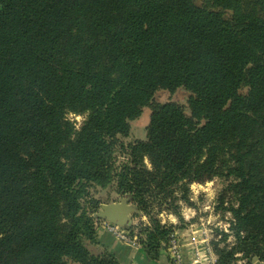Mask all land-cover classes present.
Returning a JSON list of instances; mask_svg holds the SVG:
<instances>
[{"label":"trees","instance_id":"16d2710c","mask_svg":"<svg viewBox=\"0 0 264 264\" xmlns=\"http://www.w3.org/2000/svg\"><path fill=\"white\" fill-rule=\"evenodd\" d=\"M179 88L190 114L155 99ZM215 178L216 264L264 262V0H0V264H124L98 239L107 189L156 260Z\"/></svg>","mask_w":264,"mask_h":264},{"label":"rangeland","instance_id":"374dc122","mask_svg":"<svg viewBox=\"0 0 264 264\" xmlns=\"http://www.w3.org/2000/svg\"><path fill=\"white\" fill-rule=\"evenodd\" d=\"M190 93L184 88H179L175 92H170L165 89H160L155 94V99L160 102L176 101L183 105L187 114H190L189 108ZM151 117V110L149 107H145L142 115L136 120L132 121L131 135L127 140L134 139H146L147 126L149 125ZM69 118L75 122L77 127H80L84 120V116L70 114ZM223 186L221 179L215 178L211 181L199 184L195 183L191 186V196L195 203L194 207H183V214L187 221H191L188 227L189 234L195 236L197 240L208 239L209 244L212 247V240L220 238L218 232L220 230L228 231L229 219H231L230 213H224L221 210L216 209L217 195ZM96 196L103 200V203L110 201H118L121 196L117 195L114 191L107 189L98 191ZM191 209L190 218H186L188 209ZM142 214L135 216L133 221L139 222ZM161 218L166 222L177 223L178 220L173 215L162 214ZM146 220V217L142 218ZM134 225V223H133ZM132 225V226H133ZM184 230V229H180ZM178 231V230H177ZM202 235V237L200 236ZM190 236V238H191ZM201 248H204L205 243L200 242ZM213 250V247H212ZM214 252V250H213ZM215 254V252H214ZM217 257V256H216ZM241 264H244L243 262Z\"/></svg>","mask_w":264,"mask_h":264},{"label":"crops","instance_id":"0c3cea01","mask_svg":"<svg viewBox=\"0 0 264 264\" xmlns=\"http://www.w3.org/2000/svg\"><path fill=\"white\" fill-rule=\"evenodd\" d=\"M115 202V201H110ZM107 202V203H110ZM191 209H188L186 218H190ZM100 222L102 219H99ZM98 225V239L101 244L112 252H114L118 258L124 264H176L171 260L169 251L167 248L162 250L160 257L156 260L151 259L141 245H132L121 241L116 236H114L109 230L102 224ZM135 223V220L133 221ZM177 237L180 241V248L182 252V262L180 264H196L194 262V251L191 243V238L189 234V229L176 231ZM202 237V235H200ZM97 246V251H102L103 246ZM251 264H264V262L259 259H254Z\"/></svg>","mask_w":264,"mask_h":264},{"label":"built area","instance_id":"2783aa9c","mask_svg":"<svg viewBox=\"0 0 264 264\" xmlns=\"http://www.w3.org/2000/svg\"><path fill=\"white\" fill-rule=\"evenodd\" d=\"M100 224L106 227L109 230V232H111L121 241L132 245H140L137 237L131 235L129 230H126L108 220H102ZM200 242L205 243L203 249L201 248ZM191 243L195 255L194 262L196 264H216L217 261L216 254H214L212 247L209 244L207 238L203 240H197L195 236H191ZM166 248L169 251L171 260L176 264H180L182 262V252L180 248V241L176 233L172 235V238L170 239Z\"/></svg>","mask_w":264,"mask_h":264},{"label":"water","instance_id":"95a60500","mask_svg":"<svg viewBox=\"0 0 264 264\" xmlns=\"http://www.w3.org/2000/svg\"><path fill=\"white\" fill-rule=\"evenodd\" d=\"M141 214L139 207L133 203L131 195L121 196L118 201L102 203L95 216L98 219L108 220L116 225L130 230L133 218Z\"/></svg>","mask_w":264,"mask_h":264}]
</instances>
